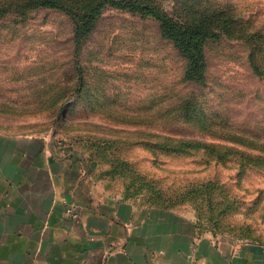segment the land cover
I'll list each match as a JSON object with an SVG mask.
<instances>
[{"label": "rangeland", "instance_id": "rangeland-1", "mask_svg": "<svg viewBox=\"0 0 264 264\" xmlns=\"http://www.w3.org/2000/svg\"><path fill=\"white\" fill-rule=\"evenodd\" d=\"M141 1L170 16L191 3L184 12L176 0ZM229 1L264 25V0L194 3ZM73 34L56 9L0 18V130L53 138L114 192L193 216L201 234L264 242V77L249 60L254 51L264 66V43H209L206 81L183 82L159 22L110 7L82 55L93 87L74 94ZM59 96L66 107H50ZM169 104L172 118L161 120Z\"/></svg>", "mask_w": 264, "mask_h": 264}, {"label": "crops", "instance_id": "crops-1", "mask_svg": "<svg viewBox=\"0 0 264 264\" xmlns=\"http://www.w3.org/2000/svg\"><path fill=\"white\" fill-rule=\"evenodd\" d=\"M92 166L45 134L0 130V264H264V242L201 234L193 216L116 193Z\"/></svg>", "mask_w": 264, "mask_h": 264}, {"label": "trees", "instance_id": "trees-1", "mask_svg": "<svg viewBox=\"0 0 264 264\" xmlns=\"http://www.w3.org/2000/svg\"><path fill=\"white\" fill-rule=\"evenodd\" d=\"M188 1L191 3L187 8V14L170 16L151 2L141 0H0V18H26L35 10L50 8L65 13L71 19L74 25V73L71 77L77 80L75 85L72 83L71 90L73 89L74 94L94 84L89 78V71L83 63L82 55L87 47L88 38L95 31L105 10L110 7L140 14L143 17L149 16L159 22L161 36L174 46L183 59V82L206 81V47L209 43L224 39L242 41L250 46L264 43V25H254L253 20L238 10L232 2L210 9L205 5H196L194 0H176V9H179L180 5H187ZM180 8L186 11V7ZM256 58L259 56L256 57L255 52H251L249 60L254 73L258 77H264V66L259 65ZM67 89H64V95L70 90ZM67 100L68 98L60 96L49 99V106L64 108ZM168 106L165 113L160 112L161 120L172 118L170 115L172 104ZM183 114L184 112L175 113L173 118L179 120Z\"/></svg>", "mask_w": 264, "mask_h": 264}, {"label": "built area", "instance_id": "built-area-1", "mask_svg": "<svg viewBox=\"0 0 264 264\" xmlns=\"http://www.w3.org/2000/svg\"><path fill=\"white\" fill-rule=\"evenodd\" d=\"M67 211L70 215H72L73 217H78L79 213H80V210L78 207H76L75 205H70L68 208H67Z\"/></svg>", "mask_w": 264, "mask_h": 264}]
</instances>
